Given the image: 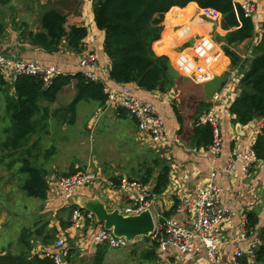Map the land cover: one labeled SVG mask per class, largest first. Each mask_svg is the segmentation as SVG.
Segmentation results:
<instances>
[{
  "label": "crops",
  "instance_id": "obj_1",
  "mask_svg": "<svg viewBox=\"0 0 264 264\" xmlns=\"http://www.w3.org/2000/svg\"><path fill=\"white\" fill-rule=\"evenodd\" d=\"M257 1H259L257 3L259 12L257 11V19L253 20L255 36L252 40L246 41L236 48L238 55L239 47H243L244 45H249L248 53H251L252 46L261 34V24L264 16V0ZM94 2L95 0H28V2L26 0H12L6 4H0V13L6 15L4 18L5 22L3 23V17L0 14V27H2L3 31L0 38V55L24 61H35L44 66H54L68 75L76 73L84 74V71H87L93 76H96L97 80L102 82L106 87L113 88V86H118L109 79L110 62L104 54L102 47L104 32L96 28L93 20L92 6ZM189 7L192 9V13L186 12ZM49 8L56 9L64 14L67 17L68 26L82 25L86 28L87 36L82 42L83 48L81 53L77 54L72 52L66 46L65 41L62 42L59 51L55 54H47L41 49L27 44L23 36L29 32L36 33L40 30L39 17L44 10ZM225 34L226 32L221 29V19L212 23L202 18L200 16V8L195 3H189L184 8H171L165 14L163 30L160 39L152 46L153 52L157 56H167L174 70L175 68L173 67L172 60L176 52H186L206 67L212 79L201 85H195L190 79L179 74L180 76L176 80L174 88L165 94L145 92L134 84L130 85L133 94L143 102L150 104L163 120L164 128L168 132V137L158 145L151 146L144 144L146 142H142L143 140L146 141V139L138 134L135 123L128 114L124 118H120L116 110L106 108L105 105L102 107L97 106L94 102H79L75 109L74 123L69 124L64 122L61 124L58 113L63 111L66 106H60L62 103L59 99L63 96L64 98L67 97L71 99L69 101L70 103L75 96L72 86L63 88L58 94L56 102L47 106V117L45 119L47 131L38 134L29 144L30 146L34 142L37 143L36 152H33L34 154L38 153L40 156L35 160V163L37 160L42 159V161L36 164L45 169L47 173L46 180L64 177L63 175L58 176L60 169L63 170L67 167H71V170H76L78 167L77 163H70L67 160L64 162L58 161L57 159L53 160L52 153H49L50 156L46 159L44 155L47 153V147L49 150H52V146L56 145L57 141L53 136L57 137L60 129L64 126L72 127L76 125L82 108L81 104L85 107L87 105H92L95 109L93 112L96 113L97 111L95 117L91 116L87 124V130L90 131V138H93L92 132L94 126L95 129L99 127L96 121L98 120V123L102 121L99 120L100 115L106 120L104 125L111 123L110 118L117 120L114 124L116 125V131L119 120L127 118L130 123L124 128L130 140H133V146L136 145L137 148L145 146L147 147L148 153L153 154L154 158L151 160L150 166L157 161L161 163L162 166L169 167L166 189L162 194L154 196L152 199L151 210H153V214L176 217L175 212L179 199L181 197L192 198L207 182L212 172L217 174L216 183L222 190L221 202L226 209L230 211V215H228L226 221L217 231L221 240L220 259L218 263L225 264L231 256L232 249L238 244L236 237L238 235L240 217L243 214L255 212L258 222L250 233L246 232V238L242 239L240 246L244 247L252 237L256 236L257 233L264 228V165L262 161L254 163L248 174L242 175L241 169L243 161L235 159L229 173L225 172L228 165V154L232 151L247 152L250 150L256 135L259 133L258 125H261L260 123H253L248 126H240V129L237 131L236 127L238 124L234 123V117L229 113L230 104L239 94V80L242 75L240 69L231 68L229 63L224 66L227 62L226 59H224V64L222 62L224 54L220 49V45L218 46V43H215L216 40L214 41L213 36H215V38L216 36L223 37ZM161 41L168 43L164 51L165 53L157 51V47H159L158 45ZM204 41L213 48L211 52L208 47L203 45ZM183 46V49L176 51V48L179 49ZM200 46L208 49L207 52L206 49L203 50V58L194 51ZM219 51L223 55L222 57ZM88 54L94 55L97 61L93 67L82 69L79 66V59ZM239 57L244 60L245 58H251V54H245ZM215 80L217 84H214L212 89H207L206 84ZM8 82H11L13 90V82L7 81V83ZM179 83L181 88H185V97H193L196 101H202L208 104L210 108L214 107L216 115L221 120L223 135L222 154L214 155L209 149H196L188 144V142H184L180 139L177 132L179 124L175 112L173 111V106L176 108L177 106L172 102L178 97L179 90H177V86ZM216 94H218L219 99L213 102L212 98ZM100 109H102V111ZM195 109L196 107L192 105V108L185 109V113L184 110H182L184 115L180 112L183 119V128L187 130L192 129V119ZM94 118L96 120H94ZM123 138L127 139L126 136H123ZM123 138L117 137V139L126 143V140ZM112 144L114 143L111 142L110 146ZM53 152L57 153L56 147ZM96 163V161H93L94 165H96ZM142 168L137 169L134 175L137 176ZM96 169L101 173L99 167H96ZM84 170H88V168ZM107 174V177H105L104 174L101 175L107 179L112 176L126 177V174L122 173V171L116 172L110 170ZM156 175L157 174H154L151 182L146 185L149 189L153 188ZM130 177L131 176H128V178ZM107 179L103 180L107 181ZM114 191L115 190L108 186L106 182L96 184L92 188L86 187L75 193L71 204L77 206L76 203L82 202L84 199L98 197L107 208L109 207L110 210H114V207L119 202ZM40 203L41 207L37 212H34V220L30 225H28L29 223L27 224V217L25 218L21 215L8 217L6 213L2 215V219H0V251L6 250L16 252V243L20 230L24 227L36 230L43 225H47L48 229L55 228L57 234L54 241L49 245L41 244V238H33V253H54L55 241L62 235L66 238L65 246L68 252H72L74 247H78L82 251L91 249L88 240L95 225L86 227L85 235L82 234L84 236L71 233L69 227L65 229L60 227L61 222H69L70 217L67 214L68 217L66 218L65 214L67 210L65 209L67 205H65L64 200L58 196L57 193L51 192L47 194L46 200ZM21 207L23 212H26L25 214H29L27 213L29 211L27 205ZM68 241H72L74 246H69V244H67ZM152 262H154V264H211L203 252L193 255H175L172 253L160 254L156 252V258Z\"/></svg>",
  "mask_w": 264,
  "mask_h": 264
},
{
  "label": "trees",
  "instance_id": "obj_2",
  "mask_svg": "<svg viewBox=\"0 0 264 264\" xmlns=\"http://www.w3.org/2000/svg\"><path fill=\"white\" fill-rule=\"evenodd\" d=\"M10 1L12 0H0V4ZM189 3H195L200 9H212L221 15V29L226 34L223 37L217 36L216 42L220 44L224 56L229 59L231 68L240 69L242 75L239 80V94L230 104L229 113L234 117V123L240 126L261 121L252 150L257 161H264V16L261 34L250 51L253 56L242 60L236 48L254 38V24L234 0H95L92 6L93 20L96 28L104 32L102 47L110 62L109 79L117 85L134 84L145 92L165 94L173 89L179 76L168 57L157 56L152 46L160 39L165 14L171 8H184ZM187 10L186 12L192 13L191 7ZM39 27L38 32H29L23 36L30 46L47 54H55L65 41L72 52H82V42L87 36L86 28L82 25L68 26L67 17L56 9L49 8L41 13ZM2 32L0 27V38ZM167 44L161 41L157 51L165 53ZM7 84L0 72V95L3 97L4 111L3 118H0L4 122L0 130V153L3 159H10L8 168L19 164V189L27 197L44 202L48 190L47 173L42 166L35 163L40 156L33 152L37 143L34 142L30 146L29 144L35 136L47 131V106L56 102L63 88L72 86L75 96L66 108L58 113V117L61 124H73L79 102H94L100 107L105 105V85L81 73L56 77L46 86L37 77L19 75L13 81L12 93L6 89ZM192 105L196 109L191 130L183 128L180 111L173 106L179 124L178 135L182 141L188 142L196 149H208L212 142L211 128L208 125H200L198 120L210 107L196 100H192L189 107L192 108ZM116 113L120 118L127 116L122 109H117ZM75 173L76 170H70L63 176ZM154 174L157 175L151 193L152 196H159L168 184V166H162L155 161L152 166L143 167L135 181L146 186ZM109 180L118 185L119 179ZM74 207L70 206L65 210L70 214ZM246 217V232L250 233L258 219L255 212L246 213ZM60 227H69V222H61ZM56 234L57 230L48 229L47 225L36 230L22 228L16 243L17 251H0V264H53L52 257L32 252V239L41 238V244L49 245L54 241ZM256 236L260 245L254 250V257L251 261L243 258L240 264H264V228ZM147 239L142 238L145 242H148ZM158 246L159 241L152 242L149 250L142 253V257L147 261H154ZM71 253L67 251V262Z\"/></svg>",
  "mask_w": 264,
  "mask_h": 264
},
{
  "label": "built area",
  "instance_id": "obj_3",
  "mask_svg": "<svg viewBox=\"0 0 264 264\" xmlns=\"http://www.w3.org/2000/svg\"><path fill=\"white\" fill-rule=\"evenodd\" d=\"M234 2L241 7L246 17L251 18L252 21L257 19V3L259 1L234 0ZM200 16L212 23L221 19V15L212 9H200ZM203 45L208 47L210 52L213 50L206 41L203 42ZM204 49H206V52L208 51L203 46L196 48L194 51L203 58ZM96 61L94 55L88 54L79 59V66L82 69H87L93 67ZM172 61L175 70L181 76L190 79L195 85H201L212 79L206 67L186 52L177 53ZM0 72L6 82H13L16 76L19 75H28L37 77L45 86L56 77L68 75L54 66H44L38 62L13 59L2 55H0ZM83 75L91 80L98 81L96 76L87 71H84ZM104 93L107 96L105 107L112 110H124L134 121L138 134L146 139V141H142L146 142L144 144L158 145L164 139H167L168 132L164 128L162 118L150 104L143 102L133 94L130 85H118L113 86V88L105 86ZM218 99V94L212 98L213 102L218 101ZM198 122L200 125H208L211 128L212 142L208 147L209 151L214 155L222 154L221 120L216 115L214 107L209 108V111L202 115ZM227 158L228 165L225 172L229 173L234 160L240 159L243 161L242 175H247L251 166L258 162L252 148L247 152L232 151ZM262 163L264 165V161ZM216 179L217 174L212 172L207 182L192 198L181 197L176 208V217L153 214V210H151L152 199L154 198L151 193L152 189L143 186L139 182L128 181L126 178L119 179L118 185H115L109 179L107 181L103 180L99 172L91 170L78 171L71 176L48 180L47 194L57 193L64 200L67 207L75 206L69 216V231L71 233L81 234L82 236V233L86 231V227L95 225L88 240L91 248L107 246L108 248L117 249L126 247L137 240H142V238H139L128 242L125 238L115 237L112 231H106L102 225H97L91 213L71 204L77 191L106 182L108 186L115 190L114 194L119 200L114 209H117L123 216H136L145 210L152 213L155 228L153 234L148 237L147 244L150 245L152 242L159 241L157 252L175 255H193L203 252L211 264H219L221 240L217 231L230 215V211L221 202L222 190L216 183ZM246 224L247 217L246 214H243L240 217L236 237L238 244L232 249L231 256L225 264H240L243 258L251 261L254 257V250L260 245L257 236L252 237L244 247L240 246L242 239L246 238ZM65 241V236H59L54 244V253L41 252L39 254L52 257L53 264H69V262L60 259L61 253L64 258L67 256Z\"/></svg>",
  "mask_w": 264,
  "mask_h": 264
},
{
  "label": "rangeland",
  "instance_id": "obj_4",
  "mask_svg": "<svg viewBox=\"0 0 264 264\" xmlns=\"http://www.w3.org/2000/svg\"><path fill=\"white\" fill-rule=\"evenodd\" d=\"M28 2V0H26ZM259 9V7H258ZM259 12V11H258ZM261 13V12H260ZM1 14V13H0ZM4 18L6 17L5 14H1ZM217 37V36H216ZM215 41V36H213ZM217 41V39H216ZM215 41V43H217ZM256 42V41H255ZM218 46L220 44H217ZM182 48H176V51H180ZM249 45H244L243 47H239L238 49V56L251 54L248 53ZM179 52H176V54ZM221 57L223 56L219 51ZM253 54H251V57ZM224 59H226V64H224ZM35 62V61H34ZM222 62L224 66H226L229 62L227 57H222ZM177 76H180L179 73L174 70ZM223 74V73H222ZM217 80V79H216ZM215 81L209 82L206 84L207 89H212L214 84H217ZM69 88V87H68ZM6 89L11 93L12 87L11 82L7 84ZM182 89V90H181ZM184 89L181 88L180 83L177 86V90H179L178 97L174 99L172 102L177 106V109L181 112L182 115L186 112L185 109H190L189 105H191V101L194 100L193 97L187 98L184 95ZM70 90V89H69ZM62 105L60 106H67L71 99L61 97L59 99ZM3 104V97L0 95V118L2 119L4 116V111L2 109ZM93 104V103H92ZM82 108L80 110L79 120L77 121L75 126L68 127L64 126L62 129L59 130V134L57 137H54L57 141L56 145L52 146V150L46 148L47 153L45 154L47 157L50 156L49 153H52V159H57L58 161L64 162L65 160L69 161L70 163H77L78 167L77 171H83L84 169H90L93 172L97 171L96 167L100 168L101 173L99 172L100 176L103 177L101 174H104L105 177L108 176V172L110 170H114L116 172H121L126 174V177H115L112 176L110 178H117L122 179L126 178L128 181H135L137 179L136 170L145 166H150L151 160H153V154L148 153L147 147L141 146L137 148L136 145L133 146V140H130L126 129L124 128L128 125L129 119H121L119 120V124L117 126L116 131V123L117 120L110 118V124L104 125L106 120L104 117L100 115V119L102 120L96 124L99 125L97 129L95 126L93 128V138H90V131L87 130V124L90 120V117L94 116L97 113L92 105H87L86 107L81 104ZM102 111V109H100ZM184 110V113H182ZM192 111V110H191ZM194 111V110H193ZM93 119V118H92ZM94 120H96L94 118ZM104 120V121H103ZM257 123L261 124V121ZM254 123V124H257ZM95 124V125H96ZM4 122L0 120V130L3 128ZM260 125H258L259 129ZM128 131V129H127ZM109 134V136H108ZM114 135V136H113ZM126 136V138H123ZM36 137V136H35ZM34 137V138H35ZM112 137V138H111ZM123 138L126 140V143L117 139ZM111 138V139H110ZM113 142L110 146V143ZM57 150V153L53 151ZM146 150V152H145ZM44 155V156H45ZM46 157V158H47ZM45 158V157H44ZM45 158V159H46ZM38 161V162H37ZM36 163L38 164L39 161L42 159L37 160ZM93 161H96V165L93 164ZM10 159H3L2 154L0 153V219H2V215L6 213L8 217L10 216H23L27 217V224L30 225L33 222L34 212H37L40 207V201L27 197L20 189V177H18V166L19 164H15L13 167L8 168V163ZM139 162V163H138ZM64 166V165H63ZM126 167V168H124ZM71 167H67L65 169H60L59 175L62 176L63 174L69 173ZM73 168V167H72ZM128 176H131L128 178ZM103 179H107L104 178ZM109 179V178H108ZM107 179V180H108ZM26 203V204H25ZM27 205L29 211L23 212L21 206ZM2 208V209H1ZM108 209H110L108 207ZM68 212L65 214L66 218ZM82 234L85 235V232ZM82 235V236H84ZM67 244L69 246H74L72 241H68ZM149 250V245L147 242L143 240H137L133 243H130L128 246L123 248H108L107 246H95L91 249H85L82 251L78 247H74L72 249V253L69 257V264H154V262L147 261L142 257V253Z\"/></svg>",
  "mask_w": 264,
  "mask_h": 264
},
{
  "label": "water",
  "instance_id": "obj_5",
  "mask_svg": "<svg viewBox=\"0 0 264 264\" xmlns=\"http://www.w3.org/2000/svg\"><path fill=\"white\" fill-rule=\"evenodd\" d=\"M236 129H240L239 124ZM76 204L85 212L91 213L104 230L112 231L115 237L125 238L128 242L148 238L154 232L155 221L149 210L136 216H123L117 209H108L98 197L87 198ZM60 259L66 261L62 253Z\"/></svg>",
  "mask_w": 264,
  "mask_h": 264
}]
</instances>
